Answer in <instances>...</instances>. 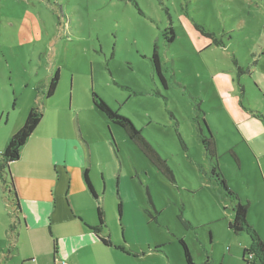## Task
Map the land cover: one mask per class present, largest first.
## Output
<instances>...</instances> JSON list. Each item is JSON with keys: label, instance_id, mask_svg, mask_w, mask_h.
I'll list each match as a JSON object with an SVG mask.
<instances>
[{"label": "rangeland", "instance_id": "obj_1", "mask_svg": "<svg viewBox=\"0 0 264 264\" xmlns=\"http://www.w3.org/2000/svg\"><path fill=\"white\" fill-rule=\"evenodd\" d=\"M93 92L166 168L94 106ZM34 107L44 119L26 145L55 128L51 160L75 163L81 135L91 144L110 242L164 244L187 264L182 239L195 264H246L253 241L229 227L233 203L201 142L210 134L229 188L244 204L254 189L248 218L264 242V0H0V135Z\"/></svg>", "mask_w": 264, "mask_h": 264}, {"label": "crops", "instance_id": "obj_2", "mask_svg": "<svg viewBox=\"0 0 264 264\" xmlns=\"http://www.w3.org/2000/svg\"><path fill=\"white\" fill-rule=\"evenodd\" d=\"M43 119L35 133H41ZM21 126L20 121L0 135V152ZM55 133V128H51L29 146L25 143L20 159L26 163L11 164L20 210L5 198L0 182V264H177L164 244L101 241L100 238L110 240L107 227L98 234L94 227L99 224L97 209L101 196L104 202L107 197L101 193L96 198L85 179L86 162H90L91 176L94 164L99 169V161L93 158L91 144L84 134L81 136L86 152L81 148L82 160L75 156V163L52 161L56 149L61 148L57 147L58 139L52 137ZM91 181L97 194L103 185L100 183L97 188L92 176ZM247 190L253 193L254 189L249 186ZM252 193L247 197V217L252 208ZM248 221L253 223L249 218ZM116 222L121 225V219ZM12 224L14 227L10 228Z\"/></svg>", "mask_w": 264, "mask_h": 264}, {"label": "trees", "instance_id": "obj_3", "mask_svg": "<svg viewBox=\"0 0 264 264\" xmlns=\"http://www.w3.org/2000/svg\"><path fill=\"white\" fill-rule=\"evenodd\" d=\"M170 37H168V41H173L175 38V34L172 28L169 29ZM152 64L155 71L160 75V63L158 54L156 51L152 56ZM60 79L59 73L52 78L49 89H48V97L53 96L55 90L58 85V81ZM92 99L94 106L100 110L112 123L120 126L127 133L130 139L135 141L145 152V154L154 162L155 165L160 166L162 169L166 168V163L161 159L160 155L156 150L152 147V145L144 138L141 132L134 126L131 120L123 115H120L117 111H114L103 99H101L96 93H92ZM43 118V112L39 107L32 108L23 124V126L14 133L7 141L4 149L0 152V182L2 185V189L4 192H7L5 198H11V202L15 205V207L20 210V204L18 200L17 190L14 184L13 176L10 171V165L13 162H16L21 157V149L33 134L35 129L40 124ZM183 146L185 147V143L181 137H179ZM201 142L205 149V153L209 160L211 161V174L212 177L217 181V183L223 188L226 193V196L233 203L232 210L234 212V218L229 223V227L236 234L247 232L253 241V244L245 248L243 250V261L246 264H250L249 260L246 258L247 254L252 255L257 258L260 264H264V242L260 238L258 232L254 229V227L248 221V210L249 203H242L239 199V196L229 188L226 178L218 164V155L216 149V141L213 136L210 134L202 135ZM235 160L239 163L238 156L233 153ZM85 179L89 186V189L93 193V195L98 198L90 180L88 177L87 171H85ZM9 198V199H10ZM98 217L99 224L94 227L95 233H100L102 228L105 226V212L101 203L98 206ZM14 224L11 225L10 228H13ZM104 244H110V240L108 238H100ZM181 246L184 251V257L187 264H195L193 258L190 254L188 246L184 240H180ZM124 249V247H123ZM254 260L252 264H254Z\"/></svg>", "mask_w": 264, "mask_h": 264}, {"label": "built area", "instance_id": "obj_4", "mask_svg": "<svg viewBox=\"0 0 264 264\" xmlns=\"http://www.w3.org/2000/svg\"><path fill=\"white\" fill-rule=\"evenodd\" d=\"M252 257V255H250V258Z\"/></svg>", "mask_w": 264, "mask_h": 264}]
</instances>
